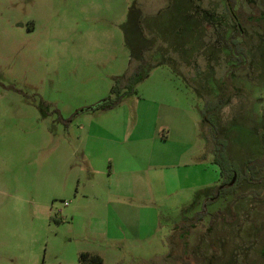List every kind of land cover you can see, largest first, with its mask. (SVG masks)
<instances>
[{"label": "rangeland", "instance_id": "obj_1", "mask_svg": "<svg viewBox=\"0 0 264 264\" xmlns=\"http://www.w3.org/2000/svg\"><path fill=\"white\" fill-rule=\"evenodd\" d=\"M249 2L246 63L225 93L235 26L224 0H0V264H80L82 252L103 264H264V180H238L233 193L210 199L217 184L174 188L158 171L214 158L202 111L222 92L229 96L210 121L224 155L246 178L253 170L244 164L264 156V0H241L244 14ZM138 57L137 92L113 110L91 107ZM158 103L184 109L195 134L174 127L187 134L173 130L166 153L156 144L149 162ZM92 131L138 134L139 148L127 140L151 168L150 198L109 193L107 170L86 150L113 145L94 142ZM121 201L129 209L117 216Z\"/></svg>", "mask_w": 264, "mask_h": 264}, {"label": "crops", "instance_id": "obj_2", "mask_svg": "<svg viewBox=\"0 0 264 264\" xmlns=\"http://www.w3.org/2000/svg\"><path fill=\"white\" fill-rule=\"evenodd\" d=\"M158 106L161 108V112H157V115L154 118L153 130L150 136V150L148 149V154H151L149 162H152L155 157L154 146L156 144L157 146L159 145L160 149H163L161 153L165 154L167 149L165 146L169 145V142L173 140L172 135L174 132L181 133V135L187 134L184 132H178V130L176 131L174 127L177 126L178 129L180 126L188 128L190 124V133L193 136L195 134L192 130L194 122L192 119L188 118V113L184 112V109H180L177 105L172 106L160 103H158ZM173 130L175 131L173 132ZM137 135H134L133 138L129 135L117 137L112 134H103L92 131L88 136L89 138L94 139V142H108L109 144H112L113 147L107 150L98 147L89 150L87 149L86 154L87 156H90V162H92V164L99 167L101 170H107L111 180L109 182L110 185H108L109 193L111 195L129 197L136 200H146L150 197L148 196L149 190L146 185V176L143 171H150L151 168H149V165H145L147 161L145 157L140 158L136 153H133L134 158L132 157V149L129 147V141L127 140V137L129 140L133 139V142H135L133 143V146L139 148V137ZM191 139L194 138L192 137ZM209 151H211V147H209ZM182 162L183 161H179L178 159V162H169L166 163V166L160 167L161 169L158 171H166L164 174L169 176L167 179L168 181L164 184H172L174 188L192 186L206 187L210 184H220V168L215 163L214 158L207 161L201 159L195 164L191 162ZM181 168H185L186 170ZM117 204L118 206L115 205V208H117V216H123V214L118 213V211L121 212L123 209H129V207H127L122 201Z\"/></svg>", "mask_w": 264, "mask_h": 264}, {"label": "trees", "instance_id": "obj_3", "mask_svg": "<svg viewBox=\"0 0 264 264\" xmlns=\"http://www.w3.org/2000/svg\"><path fill=\"white\" fill-rule=\"evenodd\" d=\"M230 2L233 3V0H230ZM243 33L237 30L235 33H233L231 36H229V39L227 41L229 48L232 51L233 54V60L234 63L230 64L226 71L224 72L222 81L220 83L221 87L223 88V91L226 93V86H228V82L231 81V75L240 67L245 66V57L242 58L244 55L243 53V47L244 42H242ZM145 64V59L142 57H138L135 60V64H132V67L130 71L127 74H123L121 76H116L114 78V84L111 88V96H107L102 98L99 102L94 104L93 108H101L103 110L112 109L120 104L123 97L126 95L134 94L137 92L136 85L137 83L145 77V74L143 73V69ZM1 84V82H0ZM227 95L223 92L219 94L217 97L211 98L210 101L206 102L205 109L202 111L203 119H204V125L205 129L208 128V131L211 133V137L214 141V161L220 168V176H221V182L217 187H215V195H213L210 199H216L220 196L222 193V190H225L223 192L226 193H232L235 187V183L238 180L247 179L250 182H259L264 180L263 176L261 175L263 172L264 167V156L262 158H255L248 160L244 165L247 168L252 169V174L250 178H246V176H241L238 174L236 163L232 162L228 157L224 155V148L226 144L225 138L219 133L218 129L214 125L212 121H210V117L214 114H217L224 102L226 101ZM264 139V134H263ZM259 173L260 175H258ZM242 177V178H240ZM235 178V180L232 182V179ZM225 193V194H226ZM241 195V194H240ZM240 195L238 197H240ZM209 199V200H210ZM203 210L200 211V215H196L194 217L195 220H199L201 218V215L206 213V203L204 204ZM189 245H188V239H184V247L182 248V258L188 257L189 254ZM80 264H103V259L101 256L96 254H91L88 252H82L79 256ZM183 262L188 264V260L185 258L183 259Z\"/></svg>", "mask_w": 264, "mask_h": 264}, {"label": "flooded vegetation", "instance_id": "obj_4", "mask_svg": "<svg viewBox=\"0 0 264 264\" xmlns=\"http://www.w3.org/2000/svg\"><path fill=\"white\" fill-rule=\"evenodd\" d=\"M240 1L241 0H233V3H232V2H230V0H224V10H223L222 15L224 18L231 20V22L234 24L235 30L233 33H235L237 30H239L240 32L243 33V36H244V32H245L246 27H244L243 22H246V24L250 26L249 22L253 17H249V15L253 16V12H254L256 5L254 3L249 2L252 5L251 11H249V13H247V14H244L243 12H241L242 10L240 11ZM232 34H230L229 36H231ZM229 36L227 38V41L229 39ZM227 41H226V43H227ZM227 46H228V43H227ZM229 51H230V56H231L230 60H232V62L234 63L233 54H232V51L230 48H229ZM230 63L227 64L225 69H227V67L230 65ZM228 96H229V94L227 95V97ZM253 183H259L260 184V183H262V181L253 182ZM238 196H235V197L237 198ZM212 197L213 196H211L210 198H212Z\"/></svg>", "mask_w": 264, "mask_h": 264}, {"label": "water", "instance_id": "obj_5", "mask_svg": "<svg viewBox=\"0 0 264 264\" xmlns=\"http://www.w3.org/2000/svg\"><path fill=\"white\" fill-rule=\"evenodd\" d=\"M235 178L232 179V182L234 181Z\"/></svg>", "mask_w": 264, "mask_h": 264}, {"label": "built area", "instance_id": "obj_6", "mask_svg": "<svg viewBox=\"0 0 264 264\" xmlns=\"http://www.w3.org/2000/svg\"><path fill=\"white\" fill-rule=\"evenodd\" d=\"M67 204V203H66Z\"/></svg>", "mask_w": 264, "mask_h": 264}]
</instances>
